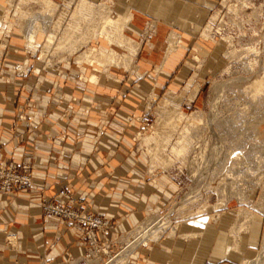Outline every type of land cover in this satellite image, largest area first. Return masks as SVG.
<instances>
[{
    "label": "rangeland",
    "instance_id": "obj_1",
    "mask_svg": "<svg viewBox=\"0 0 264 264\" xmlns=\"http://www.w3.org/2000/svg\"><path fill=\"white\" fill-rule=\"evenodd\" d=\"M117 1L7 0L2 18L6 37L0 42V94L7 95L8 86H12L11 94L27 95L22 102L11 101L16 109L12 118L14 128L36 119L41 110L36 97L41 93L71 95L66 103V98H56L53 106L57 107L51 110L65 111L70 106L74 116L81 95L112 96L110 114L120 112L123 120L121 133H111L119 140L123 158V176H119L123 178V191L113 189L107 197L89 199V203L70 188L67 191L78 195L80 209L109 221L118 234L112 235L113 239L123 245L139 239L147 225L154 228L149 229L154 234L158 230L155 226L164 223V231L150 236L143 242L146 245H136L133 252L127 250V264L131 256L145 252L154 243L158 247L169 241L174 243L173 240L200 243L201 231H182V227L190 228L197 221L230 236L233 241L228 247L233 251L238 250L243 237L255 232V256L244 258L240 264L254 260L264 246V0H199L206 14L197 33L206 45L190 46L185 53L184 61L191 65L186 76L190 81L178 88L166 86L158 92H148L139 83L144 74L136 67V53L87 35L91 25L95 37L106 32L110 23L101 18L108 8L103 5H110L109 15L115 20L120 16L115 11ZM149 24L157 33V23L148 19L139 30V41L125 31L123 34L136 46L147 43L156 34L148 38ZM171 26L162 52L165 57L181 47V35L174 23ZM172 34H176V39L170 44ZM106 49L124 56L130 65L112 64L106 68L78 61L89 50ZM211 62L219 67L214 68L215 63L214 67H207ZM129 76L134 79L127 83ZM93 77L97 78L95 82L91 81ZM44 81L48 84L43 85ZM170 94L181 97L180 101L168 100ZM143 115L151 117L150 126L139 123ZM41 131L36 124L29 126L31 144H36ZM148 135L153 143L144 142ZM159 140L168 142L159 149V155L171 160L169 167H163L150 154ZM0 156V161L6 160L4 155ZM29 163L33 172L34 166ZM111 177L109 180H115ZM18 191L24 190L11 195L13 203ZM34 192L24 193L32 199L38 195ZM117 193L122 197H113ZM40 200L34 207L39 213ZM110 204L123 212H103ZM9 214L16 224L25 223L28 216L20 210ZM224 216L226 222H221ZM10 231L5 229L3 237L11 248L15 246V236L9 235ZM198 245L199 249L203 245L208 247L209 253L214 248V243Z\"/></svg>",
    "mask_w": 264,
    "mask_h": 264
},
{
    "label": "crops",
    "instance_id": "obj_2",
    "mask_svg": "<svg viewBox=\"0 0 264 264\" xmlns=\"http://www.w3.org/2000/svg\"><path fill=\"white\" fill-rule=\"evenodd\" d=\"M89 1L94 2L95 0ZM6 2L7 0H0V42L6 37L5 28L2 25ZM86 4L89 3L86 2ZM88 6L92 8V5ZM103 6H108V8H106L107 13L104 12L101 18L103 21L111 22L112 25L106 26V32L99 37L94 36V26L91 25L87 28V35H91V39H106L110 44H116L133 54L136 53V67L140 73L144 74L139 82L143 88L148 92H158L166 86L178 88L186 84V81L187 83L190 81L186 76L189 74L191 65L185 63V53L188 52L190 46L206 45L197 33L206 14L200 7L199 0H118L115 4V11L120 16L115 20L110 18V5ZM148 19L157 23V33L149 42L136 46L134 41L124 36L123 31L139 41V30L143 28ZM172 23L181 35V47L165 57L162 56L165 37ZM173 39H176V34H172L170 44ZM106 50L103 52L89 50L78 61L79 63L98 64L106 68L116 63V65L126 67L130 65L129 60L126 61L124 56L118 55L113 49ZM170 51L173 52L174 49ZM214 63L211 62L206 66L212 68ZM216 65L214 68L219 67ZM133 79V76H129L127 83ZM96 80V77L91 79L93 82ZM46 83L47 81H44L43 85ZM11 88L12 86H8L7 95L0 94V155H4L2 157L6 159L5 161L15 160L17 162L21 161L23 156L28 157L26 161L34 166V189L32 191L39 190V194L29 199L25 191H18L16 204L13 203L11 195H0V264H55L58 259L82 254L85 246L80 244L82 239H79L68 225L47 221L34 210L36 201L41 198L59 200L57 192L60 189L69 188L88 203L89 199L107 197V192L113 189L122 192L123 178L119 176H123V167L120 169L123 158L119 153V140L111 133L117 135L121 133L123 120H121L120 112L117 115L110 114L112 111L109 109V99L112 96L109 98L99 94L81 95L78 105L74 107L77 109L76 116L69 115L66 118H59L51 110L54 107V100L64 97L66 103L69 102L71 95L47 96L41 93L36 97L41 108L37 111L39 115L36 119L20 123L17 128H14L12 118L16 109L11 101L22 102L27 95L15 96L10 93ZM169 96L168 100L171 101L176 102L181 99L172 94ZM32 124H36L43 131L36 144H31L28 136V128ZM166 126L169 124H165ZM52 135L54 137L65 135V138L63 141L55 138L48 141ZM152 139V136L148 135L144 142L153 143ZM161 140L152 147L150 154L163 167H169L171 160L159 155V151L168 143L165 141L167 139L160 143ZM110 176L115 180H109ZM120 193L113 197H122ZM16 210L28 213L25 223L16 224L14 217L9 214ZM103 212L118 213L123 210L110 204L103 209ZM226 218H223L221 222H226ZM120 223H122L119 226L121 229L123 218ZM5 229L12 230L9 235L15 236L13 237L15 246L11 248L6 244L8 239L3 237ZM187 230L201 231L198 235L200 243L194 245L191 242L179 243L180 241L173 240L174 243L169 241L164 244L165 246L159 245L160 247L154 243L145 252L131 256L129 264H240L244 258L252 259L258 247L255 232L253 235L243 237L241 243L238 244V250L233 251L228 247L233 241L230 236L225 232H215L201 221L193 223L190 228L189 225L182 227V231ZM113 231V236L117 237L116 230L113 229ZM233 232L238 234V231ZM198 236L196 235L197 238ZM201 243L206 246L214 243L212 252L209 253V248L204 245L202 249H199L198 244ZM51 244H53L52 249L49 248ZM153 251L155 252L151 254Z\"/></svg>",
    "mask_w": 264,
    "mask_h": 264
},
{
    "label": "built area",
    "instance_id": "obj_3",
    "mask_svg": "<svg viewBox=\"0 0 264 264\" xmlns=\"http://www.w3.org/2000/svg\"><path fill=\"white\" fill-rule=\"evenodd\" d=\"M146 28L148 29L146 31L150 32L148 38H151L156 33L154 27L149 24ZM179 43L176 42V44ZM68 108L65 111L55 109L54 113L59 118H66V113L72 110L70 106ZM71 112L73 115L74 112ZM138 121L144 126H150L152 123V119L148 115L139 117ZM41 132L43 133V131ZM54 138L59 141L64 140V137L52 138L50 136L48 141ZM31 168V164L25 160L19 162L15 160L0 161V195H12L19 189L32 191L34 189V173ZM34 193L39 194V190ZM57 196L59 200L42 198L39 201L38 208L42 217L50 222L68 225L71 231L79 239H82L80 244L85 246V251L77 257H66L56 264H118L122 255L128 261L127 252L134 241L123 245L114 240L112 237L114 231L109 221L80 209L77 194H70L67 189H60ZM140 245L144 246L146 243ZM49 248L52 249L53 244Z\"/></svg>",
    "mask_w": 264,
    "mask_h": 264
},
{
    "label": "bare ground",
    "instance_id": "obj_4",
    "mask_svg": "<svg viewBox=\"0 0 264 264\" xmlns=\"http://www.w3.org/2000/svg\"><path fill=\"white\" fill-rule=\"evenodd\" d=\"M88 3V2H87ZM87 5H89V4H87ZM84 8V7H83ZM80 10H81V7H80ZM96 11V10H95ZM54 14V13H53ZM66 15V14H65ZM68 15V14H67ZM104 15H106V14H104ZM62 17V16H61ZM64 17H66V16H64ZM63 17V18H64ZM68 17V16H67ZM105 17H108V16H105ZM117 22V21H116ZM110 24H108V25H112V23L111 22H109ZM26 25H27V27L28 26H30V24L28 23V19H27V23H26ZM87 27V26H86ZM88 28V27H87ZM91 29V28H90ZM90 33V32H89ZM104 35V32H103V34L101 33V35L100 36H103ZM61 47V46H60ZM96 53V52H95ZM99 54V53H98ZM101 54V53H100ZM93 55V54H92ZM94 56H96V54L94 55ZM105 58H106V56H105ZM107 59V58H106ZM115 60V59H114ZM112 62V61H111ZM114 62V61H113ZM110 63V62H109ZM117 64V63H116ZM176 152H177V150H175ZM164 223H162L160 226H155V229H156V227H157V232L156 233H154V234H152L154 231H150L149 229H154L152 226H146V227H144L143 228V231L142 232H140V237H139V239H136V241H134L133 243H132V245L130 246V250L131 249H133L134 250V248L133 247H135L136 245H138V244H141V243H143L145 240H147L150 236H157V235H159L161 232H163L164 230V228H162V225H163ZM131 243V242H130ZM137 247H135V249H136ZM132 251V250H131ZM133 252V251H132ZM123 256V255H122ZM121 256V258H119V260H118V264H123L122 263V261H123V257ZM126 261H127V258L126 257H124V264L126 263ZM128 262V261H127ZM244 264H264V246H263V249L261 250V252L256 256V258L254 259V260H248L247 262H245Z\"/></svg>",
    "mask_w": 264,
    "mask_h": 264
}]
</instances>
